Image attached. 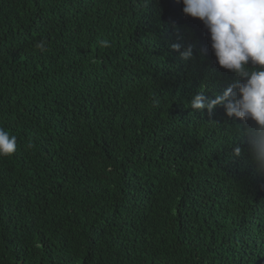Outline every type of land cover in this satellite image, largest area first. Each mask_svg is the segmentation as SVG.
<instances>
[{
    "label": "trees",
    "instance_id": "16d2710c",
    "mask_svg": "<svg viewBox=\"0 0 264 264\" xmlns=\"http://www.w3.org/2000/svg\"><path fill=\"white\" fill-rule=\"evenodd\" d=\"M182 9L0 0V127L17 137L0 157V264H264L253 122L190 107L235 76Z\"/></svg>",
    "mask_w": 264,
    "mask_h": 264
},
{
    "label": "clouds",
    "instance_id": "9594fccd",
    "mask_svg": "<svg viewBox=\"0 0 264 264\" xmlns=\"http://www.w3.org/2000/svg\"><path fill=\"white\" fill-rule=\"evenodd\" d=\"M183 13L198 18L210 34L211 48L222 68L234 73L223 93L215 98L205 96V89L189 102L192 109L212 113L218 105L229 117L253 123L244 132L249 137V153L258 168L264 171V0H180ZM110 47L108 40L99 42ZM46 41L35 47L47 51ZM176 51L180 44L173 45ZM206 51V50H205ZM184 59L193 56L192 46L181 52ZM251 65V66H250ZM31 147V145H29ZM17 150V137L0 127V157L10 156ZM242 149L234 147V156Z\"/></svg>",
    "mask_w": 264,
    "mask_h": 264
},
{
    "label": "bare ground",
    "instance_id": "6f19581e",
    "mask_svg": "<svg viewBox=\"0 0 264 264\" xmlns=\"http://www.w3.org/2000/svg\"><path fill=\"white\" fill-rule=\"evenodd\" d=\"M196 196V195H195ZM147 209V208H146Z\"/></svg>",
    "mask_w": 264,
    "mask_h": 264
}]
</instances>
